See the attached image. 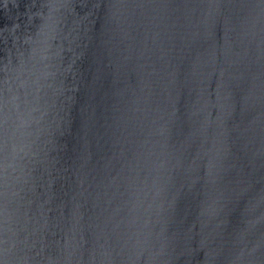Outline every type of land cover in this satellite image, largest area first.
I'll list each match as a JSON object with an SVG mask.
<instances>
[{"label": "water", "instance_id": "obj_1", "mask_svg": "<svg viewBox=\"0 0 264 264\" xmlns=\"http://www.w3.org/2000/svg\"><path fill=\"white\" fill-rule=\"evenodd\" d=\"M0 264H264V0H0Z\"/></svg>", "mask_w": 264, "mask_h": 264}]
</instances>
